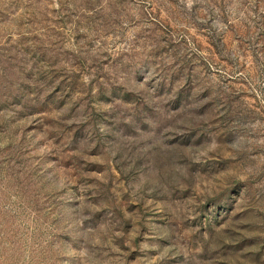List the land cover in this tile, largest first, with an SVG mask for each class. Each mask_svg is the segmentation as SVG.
Here are the masks:
<instances>
[{
  "label": "rangeland",
  "instance_id": "rangeland-1",
  "mask_svg": "<svg viewBox=\"0 0 264 264\" xmlns=\"http://www.w3.org/2000/svg\"><path fill=\"white\" fill-rule=\"evenodd\" d=\"M0 264H264V0H0Z\"/></svg>",
  "mask_w": 264,
  "mask_h": 264
}]
</instances>
